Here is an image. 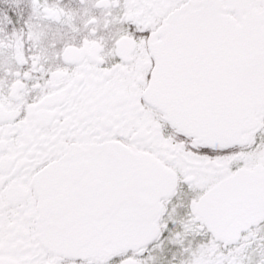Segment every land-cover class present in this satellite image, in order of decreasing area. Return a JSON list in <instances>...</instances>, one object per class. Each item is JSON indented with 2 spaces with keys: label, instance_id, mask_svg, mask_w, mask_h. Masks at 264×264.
<instances>
[{
  "label": "snow or ice",
  "instance_id": "1",
  "mask_svg": "<svg viewBox=\"0 0 264 264\" xmlns=\"http://www.w3.org/2000/svg\"><path fill=\"white\" fill-rule=\"evenodd\" d=\"M0 264H264V0H0Z\"/></svg>",
  "mask_w": 264,
  "mask_h": 264
}]
</instances>
